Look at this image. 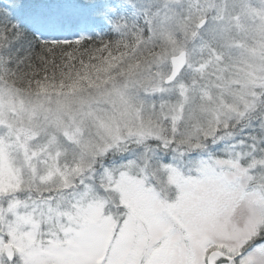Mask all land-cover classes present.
Returning <instances> with one entry per match:
<instances>
[{"label": "snow or ice", "instance_id": "1", "mask_svg": "<svg viewBox=\"0 0 264 264\" xmlns=\"http://www.w3.org/2000/svg\"><path fill=\"white\" fill-rule=\"evenodd\" d=\"M0 264H264V0H0Z\"/></svg>", "mask_w": 264, "mask_h": 264}]
</instances>
